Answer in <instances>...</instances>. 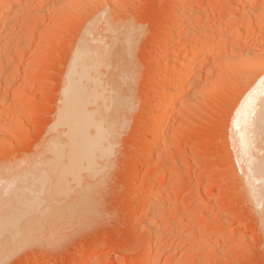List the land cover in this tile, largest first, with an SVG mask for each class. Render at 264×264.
Returning a JSON list of instances; mask_svg holds the SVG:
<instances>
[{"label":"rangeland","instance_id":"1","mask_svg":"<svg viewBox=\"0 0 264 264\" xmlns=\"http://www.w3.org/2000/svg\"><path fill=\"white\" fill-rule=\"evenodd\" d=\"M19 1L7 2V8H10L11 12L4 15L0 28L2 35L0 37L9 40L8 45L4 42L3 47L0 46L2 47V57L0 56V148L3 147L0 149L2 162L0 169L2 171L13 167L14 162L23 155L26 157L27 154L29 157L38 150L54 120L64 75L77 49L75 47L79 46L77 44L81 43L84 36L85 29L83 30L82 26L87 28L91 23L90 20L94 21L98 15V19H101L102 12L101 15L106 14H104L107 20L106 23L104 20L105 24L118 25L117 30L129 27L132 31L130 35L133 36H129L133 38V54L131 52L130 56L129 54L127 58L125 56V59L124 54L115 53L116 56L113 57L116 60L112 59V71L117 73L118 69H122V73L129 76V81L135 79L134 83L132 82L133 87L130 88L127 86H131V82L125 85L120 83L127 96L134 92L133 94L139 98L137 97L138 102L133 112L131 111L132 113L127 117L129 119H126L125 129L122 128L123 132L121 130L122 133L118 134L119 139L117 137V144L109 160L113 163L108 162L110 166H106L107 169L105 167L102 179L100 177L99 182L93 183L87 192L71 194L72 198L67 197L68 200H61L64 202L52 204V210L46 211L49 215L45 213L47 217L44 215V220L41 219L39 223H37L39 220H34L37 223H35V234L27 236V239L25 236V239H21L22 243L18 242L19 246L17 244L14 245L16 247L12 246V251H4L2 254L5 257L0 256V264H24V262L27 264H140L142 258L151 253L158 256V259L151 264H264V228L263 217H260L264 213L262 207L264 195L261 194L264 193V187L257 189L260 181L261 186H264V177L263 179L258 177L260 173L264 176V134L257 133L258 138L256 137L252 148L256 151L253 153L251 149L250 154L247 153L244 158L241 157L242 153L233 139L235 134L233 118L236 114L235 110L237 111L240 105L243 96L241 94L257 81V74L260 77L264 74L262 71L264 63H261L264 62L262 61L264 60V0H103V2L101 0L100 5L99 2L95 3V0H92L93 2L76 0L75 3L72 0ZM243 1H248V5L244 6ZM238 2H242L241 9L234 17L231 15V9ZM173 6L175 7L172 8ZM183 6L187 8L188 13L182 20L180 19L182 22L176 19L173 24L176 27L181 23H190L191 28L183 29L178 33L175 27L171 30L172 28L167 26L166 19L168 20L169 14L173 12L175 14ZM40 18L44 21L39 20ZM108 18L124 24L125 27L118 22H109ZM4 23H7V26ZM101 23L104 24L103 21ZM208 24H211L212 28ZM101 26L104 28L103 25ZM229 27L240 30V34L231 35L232 39L230 38L227 43L229 51L227 49L223 55L214 58L207 64L209 66H206L205 70H196L199 67L196 64L195 71L189 78L193 86L191 85L187 95L188 101L177 104L178 101L175 100L173 115L171 113L168 118L166 142L159 146V149L157 147L156 151H151L148 142L150 138L152 142L156 134L153 132L155 127L150 126L149 119L164 117L163 112H159L161 108L157 105L158 97V99L153 97V100L152 97L150 98L147 109L139 108L142 98L145 95L149 96L150 91H154L157 86V81H154L151 75L155 70V73H158L159 70H164L165 66H170L171 62L176 61L178 52L182 53L184 50L182 48L185 46L182 44L186 39L197 42L201 40L203 32H210L212 34H209L210 36L221 30L232 32L234 28L231 30ZM260 29L261 34L254 35ZM124 31L123 34L129 33ZM120 32L122 33L120 30L118 35ZM80 33L81 37H79ZM162 34L164 36H161ZM88 37L94 38L92 42L96 40L93 35ZM105 40L103 38L102 42L98 43L105 49L111 50V45L108 46V41ZM116 47L115 50L120 53V49ZM131 54L133 58L129 59ZM251 56L257 66L260 63L258 67L254 68L253 58L249 59ZM256 57L262 60L259 61ZM190 58L189 56L186 59ZM130 60H134L132 73L135 78L131 73L129 74L131 72L129 70H132L129 68L132 65ZM171 80L168 82L170 86L167 88L169 90L167 93L175 97L176 90L175 88L173 90L171 85L174 84L172 86L175 87L176 81L171 82ZM153 101L155 103H152ZM197 103H200L201 107ZM195 105L197 108L194 107ZM6 112V115L3 114ZM173 128H177L176 131ZM258 151L260 153L257 157ZM246 156L248 162L245 161ZM255 159L259 166L256 165L258 163H255ZM149 167L154 172L149 170ZM249 174L252 176L251 180L254 178L260 180L256 179V183L255 179L251 181ZM147 176H151L152 179L143 185V178ZM158 177L163 182L158 180ZM6 180L8 179L3 173H0L2 188H7ZM17 181H11L12 183L9 181L8 190L13 191L22 185ZM249 186L256 188L251 189ZM6 188L3 191L5 195ZM185 194L190 196L184 199ZM248 197L253 201H249ZM204 198L206 204L198 207L199 201ZM255 200L261 207L255 206ZM255 211L258 215L262 214L259 216L261 220Z\"/></svg>","mask_w":264,"mask_h":264},{"label":"bare ground","instance_id":"2","mask_svg":"<svg viewBox=\"0 0 264 264\" xmlns=\"http://www.w3.org/2000/svg\"><path fill=\"white\" fill-rule=\"evenodd\" d=\"M8 1L9 0H0V28H1V23H3L1 21H3L2 19H3L4 15L11 12V11H9L10 8H7V2ZM72 1L74 2L76 0H72ZM95 1H96L95 3L99 2L98 4L100 5L101 0H95ZM19 2H21V0ZM55 2H57V0ZM55 2H54V4H55ZM102 2H103V0H102ZM102 2H101V4H102ZM247 2L243 1V5L247 6L248 5ZM89 3H90V1H89ZM112 3H115V2L112 1ZM241 3H239V2L236 3L233 6V8L231 9V13H232L231 15H233L234 17L236 15H238V12L240 11L239 9H241ZM98 4H96V5H98ZM13 5H16V4H13ZM80 5H81V2H80ZM177 5H178V3H177ZM86 7H87V5H86ZM174 7L175 6H173L172 8H174ZM183 7H181L180 8L181 10L179 9V11L176 12L175 14L173 12V13L169 14V17L167 16L168 17V20L166 19L167 26H169V28L171 27L172 28V29L170 28L171 30H173V28L175 27L173 24L174 21H176V19L182 20V18H184V15H186L188 13L187 8H185V7L183 8ZM22 8H24V7H22ZM98 8H99V6H98ZM69 9H70V6H69ZM37 10H39V9H37ZM25 11H27V10L25 9ZM80 11H81V8H80ZM84 11H86V10H84ZM218 11H219V9H218ZM19 12H20V10H19ZM21 12H22V10H21ZM25 13H27V12H25ZM112 13H113V11H112ZM76 14L78 15V13H76ZM101 14H100V17L101 16L103 17L105 13L103 15H101ZM38 15H39V13H38ZM98 17H99V15H98ZM98 17L95 18L94 21L90 20L91 23L87 26V28H84V25L82 26L83 30L85 29L84 31L82 30L83 32H85L84 36L82 38L81 43L77 44L79 46L75 47L77 49H76L75 53H73L74 55L72 56L70 63H69V66H68V69L64 75V79H63V83H62V89L60 91L59 103L56 106L57 109H56V114H55L54 120L50 124L49 129L47 128L48 130L45 133L46 137L44 136V139L42 140L43 142L40 140L41 143H40L38 150L34 153V155L29 156V157H27V154H25L27 158L23 155V157H21V159H18L17 161H15L14 164L12 163L13 167L9 168L8 170L2 171L0 169V171H2L0 173L1 174L3 173V176L5 178H7L10 181V183H12L11 181H16V180H18L17 182L22 183V185H20L18 188H15V190L11 191V189L8 190L9 189V187H8L9 181L6 180L7 181V184H6L7 188L5 187L7 189L6 195L3 192L5 190V188H2V186L0 185V187L2 189H4L2 191L0 188V256H2L3 258L5 257V255H3L4 251H6V250L9 251V250L13 249L12 246L16 247V246H14L16 244H17V246H19L18 242L20 241V243H22L21 239L22 240L25 239L24 238L25 236L27 239V236L30 237V235L35 234L36 224L42 221L41 219L44 218V215H45V217H47L46 216V214H48L47 212L52 210V208H51L52 204L54 205V203H58V202L61 203V202H64L65 200H68L69 198H72L70 196L71 194H80L83 192H87L89 190V187L91 185H93V183L96 184L97 182H99L100 180L98 181V179L100 177L102 179L103 171H104L105 167L109 165L108 162L112 156L113 149L115 148V145L117 144V141H118L117 137L120 136L118 134H121L123 132V130L125 129L124 125H126V119H129L127 117L133 112L132 110H133L134 106L137 105V102H138L137 97L138 96L136 97L133 94L134 92H131L133 90L130 89L131 91L130 90L129 91L134 96H132V95L127 96L123 92L122 86H121L122 84L125 85L126 83L131 82L130 83L131 86H127V87H129V88L133 87L132 82L134 83L133 80H135V79H131L129 81V76L124 75V73H122V71H121L122 69H118L117 73L112 71V59H113V61L116 60V58L113 57V55L116 56L115 53L118 55L124 54L123 57L125 58V56H126V58H127V55L129 54V56H130V53L133 51V49H132L133 48V45H132V43H133L132 39L133 38H131L133 35H130V34H132V31L129 30V27L128 28L126 27L127 29L122 28L123 30L122 29L117 30L116 28L118 25H112V23L105 24L107 22L105 16L103 18L101 17V19H103V20L98 19ZM248 18H249V16H248ZM22 19H24V18L22 17ZM41 19L42 18H40L39 20H41ZM76 19H78V18H76ZM108 19H109V22L110 21L114 22V23L118 22L116 20H115L116 21L115 22L114 19L113 20L112 19L110 20V18H108ZM104 20H106L105 23H104ZM101 21H103V23L105 25L102 24ZM100 23H101V25L104 26V28L100 25ZM118 24H119V22H118ZM121 24L122 23H120L119 25H121ZM14 25H16V24H14ZM122 25H123V27H125L124 24H122ZM189 25H190V23L189 24L181 23L180 25L176 26L177 28L175 27L174 29L176 32L181 33L180 31H182L183 29L191 28V25H190V27H189ZM208 25H209V27L212 26L211 24H208ZM209 27H208V29H209ZM224 27H226V26H224ZM232 28H234V27H232ZM232 28L229 27V29H231V30H232ZM114 29H116V30L114 31ZM203 29L205 30V28H203ZM31 30L33 31V29H31ZM120 30L122 31V33L120 32L118 35V31H120ZM124 30L128 31L129 33L127 34V32H126L125 34H123ZM262 30H263V28H262ZM103 32L106 34V36H105V34H103ZM210 32H211V30H210ZM210 32H208V33L203 32L204 34L203 33L201 34L202 36L200 38L201 39L200 41L198 40L197 42L196 41L194 42L192 40H187V39L185 41H183L185 43L182 45L185 47H183L182 50L183 49L184 50L182 53L178 52L179 55H178V58L176 57L177 58L176 61L171 62V65L169 64L170 66H168V65L165 66L163 68L164 70H159L160 72L158 71V73H155L156 72V70H155L153 72V74L151 75V78H153L154 81L155 80L157 81V86L155 88L153 87L154 91H150L151 94L149 93L150 94L149 96L145 95L142 98V101H140L141 103H140L139 108L147 109L146 107L148 105H150V104H148L149 100H151L150 98L152 97V100H153V97L155 99L158 97L159 99L158 98L157 99L159 101L157 100V102H158L157 105L161 108L159 110V112L160 113L163 112V115H164V117L161 115V117H163L162 119H159L160 116H158L159 118L152 117L151 119H149V120H151V121H149L150 126L153 125L155 127V130L153 132H155V134H156V138L152 142H151L152 138H150L149 142L147 141L148 143H150L151 151H154V150L156 151L157 147L159 149L161 147V145L165 144V142H166L165 135L167 134L166 130L168 129L167 128L168 127V118H169L170 114L172 113V109L175 108V107L173 108V104L175 103V100L178 101L177 104L179 102L180 103L182 102L184 104V103H186L185 101H188L187 95H188L189 91L191 90V85L193 84V83L189 82L190 81L189 78L192 75V73L195 71L194 69L196 68L195 67L196 64L199 65V67L196 68V70L197 69H199L201 71L205 70V68L209 62L213 61L214 58L223 55L227 51V49H228L227 43L230 40L231 35L232 34L234 35V33H236V35L240 34V30L235 29V28L232 30V32L227 31V30H221L217 34L213 33L214 34L213 36L209 35V34H211ZM261 32L262 31L260 29V30L256 31L255 33L254 32L253 33H254V35L257 36L258 34H261ZM81 33H80L79 37H81V35H82ZM192 33H194V32H192ZM91 34L93 36H95V39H96V40H93V42L91 40L94 38L92 37ZM120 34H122V36H120ZM0 36H2V35L0 34ZM88 36H91L92 38L89 39ZM161 36H164V35L162 34ZM165 36H167V35H165ZM199 36H200V34H199ZM171 37H173V36H171ZM180 37H182V36H180ZM191 37H193V35ZM103 38L106 39L105 41H108V46L111 45V47H110L111 50L105 49L103 46H101L98 43L99 41L102 42ZM6 39L7 38L0 37V46L4 42L5 43L7 42L6 45H8L9 40L7 39L8 40L7 41ZM183 39H184V37H183ZM78 40H80V38ZM164 40H167V39H164ZM195 40H196V38H195ZM238 40H239V38H238ZM171 41H172V39H171ZM186 41H190V42H186ZM168 42H170V41H168ZM233 42H235V41H233ZM263 42H264V40H263ZM105 44H107V43H105ZM108 46H107V48H108ZM2 47H3V45H2ZM2 47L0 48V56L2 55V53H1ZM115 47H116V49H118V48L120 49V53L117 52L118 50L117 51L115 50ZM232 48H235V46L234 47L232 46ZM159 50H160V48H159ZM161 50H163V49H161ZM228 51H229V49H228ZM247 51H248V49H247ZM167 53H169V52H167ZM132 54H133V52H132ZM132 54H131V57L129 59L133 58ZM258 55H260V54H258ZM189 56L191 58L189 60H187L186 58L187 57L189 58ZM239 57H240V55H239ZM244 58L246 59V56ZM252 58H253V56H251L249 59H252ZM227 59H228V57H227ZM233 59H234V57H233ZM256 59H258V58L256 57ZM252 60L254 63V58ZM261 60H262V58H261ZM261 60H259V61H261ZM235 61H237V60H235ZM240 61H242V60H240ZM247 61H248V59H247ZM262 61H264V60H262ZM118 62H119V60H118ZM130 62L132 63V65L129 68H131L132 70H129V71H131V72H129V74L131 73V76H134V73H132V72H134L133 67H132L134 60H130ZM130 62H128V63L130 64ZM249 62L252 64L251 60ZM256 62H257V60H256ZM113 63H115V62H113ZM250 63H249V65L251 66ZM261 63H264V62H261ZM122 64H120V65H122ZM244 64H245V62H244ZM254 64H255L254 68H256L257 64L256 63H254ZM259 65H260V63L258 64V66ZM229 66H230V64H229ZM122 68H124V67L122 66ZM262 69H263V66H262ZM210 71H211V69H210ZM227 71H228V69H227ZM262 71H264V69ZM260 74H262V72ZM133 78H135V76ZM151 78L149 77V79H151ZM169 79L170 80L172 79L171 82L176 81L175 87L172 86L174 84L171 85V88H173V90L175 88V90L177 92V93L174 92L176 94V96L173 94L175 97H171L172 95H169L168 94L169 92L167 93V91H169V90H167V88H168V86H170L168 83L170 81ZM256 80L257 81L254 84L252 83L253 85L249 84V86L252 85L251 87L247 88V90L244 89L245 91H243V93L241 94V95H243L242 99L240 96V99H241L240 105H239L237 111L235 110L236 114L233 118V128L235 130V134H234L233 139H235V141L237 142L238 148L240 149V151L242 153L241 157H243V158L245 155H247V153L250 154V150L253 148V144L256 141V137L258 136V134L259 135L264 134V74L261 77L258 76V74H257ZM200 81H199V83H200ZM146 82H147V80H146ZM223 82H224V80H223ZM148 83H151V82L148 81ZM205 87H206V85H205ZM225 87H226V84H225ZM171 88H170V90H172ZM202 91H203V89H202ZM191 93H192V91H191ZM13 94H15V93H13ZM16 94H18V93H16ZM212 95H213V93H212ZM204 97H205V95H204ZM196 99H198V98H196ZM203 100H205V99H203ZM152 103H155V102L153 101ZM197 104L199 105L200 103H197ZM201 104H205V103H201ZM158 106H157V108H158ZM194 107H196V105ZM204 109H206V108H204ZM140 111H142V110H140ZM7 112L3 113V114L6 115ZM140 113H142V112H140ZM148 114H150V113H148ZM172 115H173V113H172ZM143 118H145V117H143ZM190 123H191V121H190ZM9 125H12V124H9ZM184 125H186V124L184 123ZM12 127H10V128H12ZM122 128H123V130H122ZM182 128L183 127H181V129ZM1 129H3V128H1ZM175 129H177V128H175ZM121 130H122V132H121ZM118 139H119V137H118ZM259 139H260V137H259ZM3 143L5 144V142H3ZM259 143H261V142H259ZM263 144H261V145H263ZM255 145L257 146V144H255ZM164 147H165V145H164ZM1 148H3V147L1 146ZM260 148H261V146H260ZM150 149H149V151H150ZM162 149H163V147H162ZM254 151H256V150H253V153H254ZM259 151H258V155H256L257 157L259 156V153L261 152V151L260 152ZM238 152L239 151H237V153ZM162 155H163V152H162ZM239 155H241V154H239ZM249 156H251V155H249ZM17 158H18V156H17ZM247 158H248V156L245 157V161L248 160ZM6 159L8 160V158H6ZM12 159L13 158L11 157V160ZM257 159H255L256 160V162L254 161L255 163H258ZM262 159H263V157H262ZM113 161H114V159H113ZM250 161H252V160H250ZM3 162H4V159H3ZM111 162H112V160H111ZM111 162H109V163H111ZM256 165L259 166V163ZM158 168H160V167H158ZM106 169H107V167H106ZM3 170H4V168H3ZM149 170L152 171V169H150V167H149ZM249 171H248V173H249ZM152 172H154V171H152ZM261 175H262V173H260V175L258 177L259 178L262 177V179H263L264 176L263 175L261 176ZM155 176L157 177L158 175H155ZM151 179H152L151 176L144 177L143 181H142L143 185H146L148 183V181H150ZM153 179H154V177H153ZM157 179L161 180L160 177H158ZM251 179H252V176H251L250 180ZM254 179L251 181H254ZM256 179H258V178H256ZM256 179H255V183H256ZM258 180H260V179H258ZM1 181H0V184H1ZM161 182H163V180H161ZM258 183L257 184L260 186L257 189H261L260 187H262V189H263L264 186H261V181ZM2 184H3V182H2ZM17 184L19 185V183H17ZM254 186H255V184H254ZM12 187H13V185H12ZM249 188H251V187L249 186ZM254 188H256V187H254ZM254 188H251V189H254ZM261 191H263V190H261ZM146 192H144V193H146ZM259 192H260V190H259ZM258 193H256V194L258 195ZM261 194L264 195V193H262V192H261ZM262 195H261V197H262ZM189 196H190V194H185V195H183V198L187 199ZM259 196H260V194H259ZM67 197H69V198H67ZM249 197H251V195H249ZM250 199L251 198H249V201L252 202L253 200L252 199L250 200ZM61 200H64V201H61ZM206 202H207L206 198L202 199L201 201H199L198 207L204 206L206 204ZM255 203H256L255 206H258L260 204V203L257 204L256 200L254 201V204ZM251 204H253V203H251ZM262 207L264 208V205ZM48 209H50V210H48ZM262 211H263V209H262ZM260 212H261V208H260ZM258 213H259V210H258ZM258 213L256 212L257 215H258ZM260 214L258 215V217L260 216ZM260 217H263V219ZM260 217H259V219L260 220L262 219L263 228H264V213H263V216H260ZM37 218H39V219H37ZM34 220H39V221H37V223H36V221L34 222ZM33 223L34 224L36 223V224L34 225ZM157 236H158V234H157ZM158 239H159V237H158ZM150 241L151 240H149V243H151ZM152 241H153V239H152ZM155 241H156V238H155ZM9 247H11V248H9ZM3 258H2V260H3ZM157 259H158L157 254L151 253L150 255L144 256L142 258V261L140 264H151L152 262L156 261ZM23 262H24V260H23ZM24 264H27V263L24 262Z\"/></svg>","mask_w":264,"mask_h":264}]
</instances>
